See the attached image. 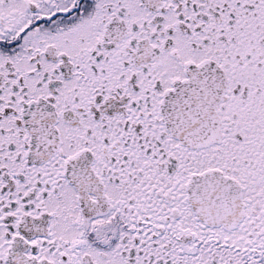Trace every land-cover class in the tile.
<instances>
[{"label": "snow or ice", "instance_id": "6c2138e0", "mask_svg": "<svg viewBox=\"0 0 264 264\" xmlns=\"http://www.w3.org/2000/svg\"><path fill=\"white\" fill-rule=\"evenodd\" d=\"M0 264H264V0H0Z\"/></svg>", "mask_w": 264, "mask_h": 264}]
</instances>
